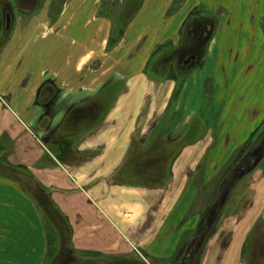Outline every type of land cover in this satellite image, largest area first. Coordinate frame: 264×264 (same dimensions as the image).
<instances>
[{
	"label": "crops",
	"instance_id": "0c3cea01",
	"mask_svg": "<svg viewBox=\"0 0 264 264\" xmlns=\"http://www.w3.org/2000/svg\"><path fill=\"white\" fill-rule=\"evenodd\" d=\"M263 22L262 0H0V165L23 179L0 173V264H45V202L67 264H264L263 168L227 173L264 134Z\"/></svg>",
	"mask_w": 264,
	"mask_h": 264
},
{
	"label": "trees",
	"instance_id": "16d2710c",
	"mask_svg": "<svg viewBox=\"0 0 264 264\" xmlns=\"http://www.w3.org/2000/svg\"><path fill=\"white\" fill-rule=\"evenodd\" d=\"M197 14L193 13L191 14V19H193ZM189 19V21L191 20ZM250 143H247L245 147L239 152L237 155V158L234 160L232 165L229 167L228 172L229 175L233 173V168L237 165L238 166V161L242 159L243 155L248 152L249 150ZM237 163V164H236ZM231 169L232 173H231ZM0 173L1 174H6L10 175L13 178H17L19 181L23 179L20 178V174L16 169L0 165ZM228 175V176H229ZM29 178L28 176H26ZM30 179V178H29ZM37 188V194H31L32 196L35 197V199L39 202L42 203L40 200V193H44L42 189L38 186ZM44 195V194H43ZM44 197V196H43ZM46 197L43 198L44 201H46ZM39 205V204H38ZM43 212H44V218H45V227L47 231V238H48V251H47V256L45 258V264H67L69 261H74L75 257L73 256L72 251L69 249L68 244H69V238H70V230L68 227V224L66 222V219L61 216V214L56 210V208L50 203V202H45L41 206ZM52 234L53 238H50V235ZM206 234L202 236H198L197 238H194L192 245L193 246H198L200 245L203 240L205 239ZM58 239V247L55 245V241ZM57 249V250H56Z\"/></svg>",
	"mask_w": 264,
	"mask_h": 264
},
{
	"label": "rangeland",
	"instance_id": "374dc122",
	"mask_svg": "<svg viewBox=\"0 0 264 264\" xmlns=\"http://www.w3.org/2000/svg\"><path fill=\"white\" fill-rule=\"evenodd\" d=\"M138 1H140V0H138ZM131 3V2H130ZM264 3V0H262V4ZM127 4V0H124V5H126ZM113 5H115V3H113ZM202 12V11H201ZM198 14H200L201 16H202V19H204L205 21H213L214 22V29H213V31L215 32V30L216 29H218L219 28V21L220 20H222L224 17H222V16H225L224 14L223 15H220V14H218V16L216 17V16H213L212 15V13H210V12H207V11H203L202 13H198ZM216 19H218V24L216 23V25H215V20ZM217 26V27H216ZM263 28H264V22H263ZM200 59H201V57H200V55H199V57H198V59H196V60H194V61H188V63H191V64H197V63H199V61H200ZM191 66V65H190ZM264 130V127H263V129L261 130V131H263ZM260 134V133H259ZM262 136H264V134L262 133V135H261V137ZM257 138L252 144L250 143V148H249V150H253V149H256V148H254V147H258L260 144H261V147L258 149V150H256V151H254L253 150V155L250 153L249 155H248V153L250 152L249 150H248V152L247 153H245V155H243V157H242V159L241 160H239L238 162V166L236 165V167H239L240 169H241V167H242V164L239 166V164H240V162L242 161L243 163H244V159H245V156H247V159L250 161V163L252 164V163H256L259 167H261V168H263V172H264V141L262 140L263 139V137L262 138ZM262 142V143H261ZM237 164V163H236ZM241 177H239V179H240ZM235 179H236V176H235ZM233 180V179H232ZM231 196H234V191H233V193H232V195ZM262 218H263V221H261V226H263L264 227V215L262 216ZM50 238H53V236H52V234L50 235ZM194 238H196V235H195V237ZM194 238H193V240H194ZM53 240H54V238H53ZM193 240H192V242H193ZM264 240V239H263ZM192 242H191V244H192ZM261 243H264V241H262ZM55 245L57 246L58 245V239H56V241H55ZM58 247V246H57ZM57 250V249H56ZM77 264V263H76Z\"/></svg>",
	"mask_w": 264,
	"mask_h": 264
},
{
	"label": "water",
	"instance_id": "95a60500",
	"mask_svg": "<svg viewBox=\"0 0 264 264\" xmlns=\"http://www.w3.org/2000/svg\"><path fill=\"white\" fill-rule=\"evenodd\" d=\"M10 28V15L7 13L5 15V30L8 31Z\"/></svg>",
	"mask_w": 264,
	"mask_h": 264
},
{
	"label": "flooded vegetation",
	"instance_id": "af4514ba",
	"mask_svg": "<svg viewBox=\"0 0 264 264\" xmlns=\"http://www.w3.org/2000/svg\"><path fill=\"white\" fill-rule=\"evenodd\" d=\"M252 155H253V153H252ZM249 160L247 159V156H246V158L244 159V165L245 166H248L249 165Z\"/></svg>",
	"mask_w": 264,
	"mask_h": 264
},
{
	"label": "snow or ice",
	"instance_id": "6c2138e0",
	"mask_svg": "<svg viewBox=\"0 0 264 264\" xmlns=\"http://www.w3.org/2000/svg\"><path fill=\"white\" fill-rule=\"evenodd\" d=\"M193 43H195V40L193 41Z\"/></svg>",
	"mask_w": 264,
	"mask_h": 264
}]
</instances>
